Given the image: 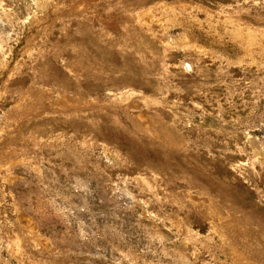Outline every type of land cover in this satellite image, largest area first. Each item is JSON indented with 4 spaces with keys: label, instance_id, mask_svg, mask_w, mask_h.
Wrapping results in <instances>:
<instances>
[{
    "label": "rangeland",
    "instance_id": "obj_1",
    "mask_svg": "<svg viewBox=\"0 0 264 264\" xmlns=\"http://www.w3.org/2000/svg\"><path fill=\"white\" fill-rule=\"evenodd\" d=\"M0 264H264V0H0Z\"/></svg>",
    "mask_w": 264,
    "mask_h": 264
}]
</instances>
